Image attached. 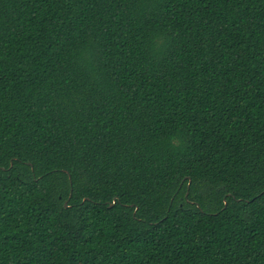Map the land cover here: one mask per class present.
Masks as SVG:
<instances>
[{"label": "trees", "instance_id": "obj_1", "mask_svg": "<svg viewBox=\"0 0 264 264\" xmlns=\"http://www.w3.org/2000/svg\"><path fill=\"white\" fill-rule=\"evenodd\" d=\"M0 264H264V0H0Z\"/></svg>", "mask_w": 264, "mask_h": 264}, {"label": "water", "instance_id": "obj_2", "mask_svg": "<svg viewBox=\"0 0 264 264\" xmlns=\"http://www.w3.org/2000/svg\"><path fill=\"white\" fill-rule=\"evenodd\" d=\"M68 206V204H67V202L65 203V207H67Z\"/></svg>", "mask_w": 264, "mask_h": 264}]
</instances>
